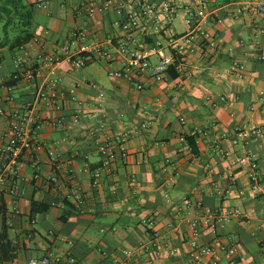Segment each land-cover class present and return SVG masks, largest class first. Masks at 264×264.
<instances>
[{"label": "crops", "instance_id": "obj_1", "mask_svg": "<svg viewBox=\"0 0 264 264\" xmlns=\"http://www.w3.org/2000/svg\"><path fill=\"white\" fill-rule=\"evenodd\" d=\"M81 3L83 0H50L46 9L35 7L33 30H41L40 43L28 42L25 56L38 59L40 53L58 47L80 27L87 29L89 39L112 48L107 38L116 33L121 19L118 9L122 6L125 11L129 0H112L105 12L91 18L81 11ZM209 4L222 18L209 25L217 45L188 60V77L170 70L160 80L143 78L144 87L138 90L125 79L110 77L101 61L79 70L61 62L58 74L64 85L76 88L77 102L62 100L59 109H42V118L62 116L63 124H40L34 129L42 145L39 172L42 177L56 173L59 182L32 183V169L26 166L18 201L20 214L11 216L10 224L6 220L12 199L4 196L0 232L4 225L7 240L16 248L11 264H27L47 252L72 257L77 264H192L186 254V220L201 213L198 199L210 209L239 208L242 215L231 217L218 228V234L223 243L228 235L236 236L239 264H264V196L250 189L248 168L239 162L244 154H253L264 175V134L232 143L235 128L264 126V100L258 95L264 86V64L255 59L258 46L264 45V34L234 17L236 3L210 0ZM257 26L264 28V16ZM184 30V18L178 15L167 34ZM160 40L165 43L166 38ZM19 52V48L0 47V97L6 94L5 85L12 84L8 78ZM93 64L103 67L107 79ZM239 65L244 69L236 72ZM41 73L36 82L46 70ZM34 90L32 82L13 85V106L29 101ZM76 106L89 117L69 125ZM7 124L6 118H0V132ZM193 128L202 129L206 136L194 138L195 152H180V132ZM124 133L128 136L127 157L123 159L117 152L110 171L93 186L92 171L102 162L98 143L113 140L117 146ZM77 194L81 204L74 199ZM54 200L62 207L51 206ZM33 203L46 204V208L33 213ZM211 239L212 233L203 230L201 241ZM127 251L131 253L127 255Z\"/></svg>", "mask_w": 264, "mask_h": 264}, {"label": "built area", "instance_id": "obj_2", "mask_svg": "<svg viewBox=\"0 0 264 264\" xmlns=\"http://www.w3.org/2000/svg\"><path fill=\"white\" fill-rule=\"evenodd\" d=\"M50 0H36L37 8L46 9ZM210 0H129L126 10L122 6L118 9L121 19L117 22V31L109 35L107 41L112 48H105L96 40L88 38L87 29L75 28L71 31L64 43L51 50H46L38 55V59H30L23 51L25 45L19 47L21 52L14 56V71L8 80L12 84L5 85L6 94L0 97V118H6L8 124L0 132L2 143L0 144V206L5 195L11 196L7 224L11 223V216L20 214L18 206L22 193V170L29 166L32 169L31 182H44V184H57L59 176L54 173L42 177L39 169L38 152L42 145L35 138L34 129L40 124L60 126L64 118L44 119L40 111L44 108L61 107L62 100L77 102V91L74 86H66L58 74V66L67 61L72 68L79 70L88 63L101 61L108 67V75L116 79H125L138 90L143 89V78L162 79L170 70L180 77H188L191 70L188 60L197 54H204L210 48L217 45V39L209 28L212 23H220L222 18L216 14L215 8L209 4ZM236 3L234 14L236 18L246 20L255 32L264 34V28H259L257 22L264 16V0H230ZM112 0H83L81 11L86 17L91 18L97 13L105 12ZM124 5V4H123ZM80 13V11L78 10ZM183 16L185 30L182 33L168 35L174 18ZM39 28L34 29L33 44L40 43ZM45 35L47 30L42 31ZM164 35V36H163ZM166 35V36H165ZM165 37V43L161 38ZM152 41V42H149ZM243 42V38L239 40ZM114 50V51H113ZM255 59L264 64V45L258 46ZM45 69L40 82H36L42 75L41 69ZM244 69L239 65L236 72ZM27 81L35 84L32 98L21 106H13V85ZM1 83V81H0ZM95 86V85H94ZM103 96V94H100ZM260 99L264 100V86L258 90ZM220 100H225L220 96ZM5 105L10 106L9 108ZM89 117L79 107H74L69 125L78 124L83 118ZM180 122L185 123L181 117ZM264 134V126H247L235 128L233 144L246 141L252 136ZM199 135L205 137V132L200 128H193L186 132H180L178 140L183 146L180 152L190 150L187 138H195ZM127 134L119 135L117 146L113 140H103L98 143V151L102 156V162L98 168L92 171V185L98 184L101 175L109 172L111 162L117 152L121 158L127 157L125 142ZM239 162L248 168L250 189L260 191L264 196V175L258 171L255 156L244 154ZM234 184V180H231ZM77 204H81L80 194L74 196ZM51 206L62 207L57 200L50 202ZM196 206L201 210L197 216L188 217L186 254L192 264H239L237 254V239L235 235H228L226 243H223L218 234V228L222 227L231 217H240L239 208H226L224 210L203 207L201 199ZM33 221V220H32ZM150 223V222H149ZM212 233V239L208 242L201 241L203 230ZM28 237H31L28 234ZM16 253V251H15ZM131 251H127L129 255ZM3 264H11L5 262ZM27 264H77L72 257H63L53 252H47L40 257H33Z\"/></svg>", "mask_w": 264, "mask_h": 264}, {"label": "trees", "instance_id": "obj_3", "mask_svg": "<svg viewBox=\"0 0 264 264\" xmlns=\"http://www.w3.org/2000/svg\"><path fill=\"white\" fill-rule=\"evenodd\" d=\"M1 2L3 3H0V21L3 23L4 35L0 37V47L14 49L30 42L34 36L33 13L35 4L27 3L24 0H2ZM9 29L13 32L12 36L8 34ZM187 143L191 151L195 152L194 138H187ZM45 208L46 204L33 203L32 212H41ZM71 209L74 207L72 206ZM2 227L0 232V259L4 262H11L16 256V248L7 240L6 228L4 225Z\"/></svg>", "mask_w": 264, "mask_h": 264}, {"label": "rangeland", "instance_id": "obj_4", "mask_svg": "<svg viewBox=\"0 0 264 264\" xmlns=\"http://www.w3.org/2000/svg\"><path fill=\"white\" fill-rule=\"evenodd\" d=\"M8 34L9 36H12L13 32L11 29H9ZM3 35H4L3 23L0 21V37H2ZM92 66L99 71L100 75L103 76V78L107 79V75L105 74V70L103 69V67H101L98 64H93Z\"/></svg>", "mask_w": 264, "mask_h": 264}]
</instances>
